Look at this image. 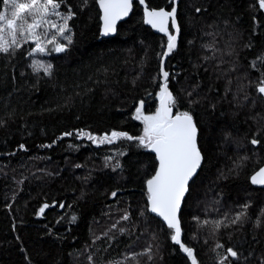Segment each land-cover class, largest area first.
Masks as SVG:
<instances>
[{"label":"trees","instance_id":"obj_1","mask_svg":"<svg viewBox=\"0 0 264 264\" xmlns=\"http://www.w3.org/2000/svg\"><path fill=\"white\" fill-rule=\"evenodd\" d=\"M81 2L66 0L76 16L70 21L73 42L64 53L48 51L29 58L26 54L34 44L27 42L14 58L0 54V121H5L0 126V264H28L25 255L31 264H89L90 255L94 264H134L131 254L141 253L149 243L153 259L141 256V264H190L166 235L152 239L161 221L150 214L147 222L139 216L146 203L144 181L155 168L149 150L133 145L126 157H119L121 172L112 169L115 157L105 167V157L126 146L119 141L97 147L73 135L40 147L75 129L96 134L115 129L138 136L143 124L133 119L135 107L143 101L142 112L148 115L158 105L159 83H153V77H158L157 53L167 37L144 25L142 10L134 3L116 35L98 41L97 4L89 0L81 11ZM170 3L146 0L156 9L170 10ZM177 5L181 31L165 70L170 76L178 74L169 80V90L179 97L180 111L188 110L186 93L198 85L192 99L200 103L191 111L203 155L179 214L182 242L194 247L199 264H216L217 243L245 256L250 250L259 255L264 252V229H254L252 221L264 208V189L252 187L249 177L264 163V131L257 135L259 145L252 146L250 140L264 129V98L255 92L254 83L249 84L259 78L253 61L264 55V10L258 0H179ZM195 7L202 11L196 13ZM47 37L67 44L51 30ZM32 59L53 64L51 76L42 70L34 73ZM241 156L249 157L245 166L230 172ZM117 189L118 196L112 198L110 193ZM54 200L64 208L53 206ZM44 203L50 207L37 216ZM245 203L251 220L239 230L222 228L212 236L210 225L198 228L193 219L218 220ZM125 209L131 219L119 226L128 231L121 235L113 230L115 240L109 242L103 233ZM72 215L77 220L69 223ZM95 237L100 238L94 243Z\"/></svg>","mask_w":264,"mask_h":264},{"label":"snow or ice","instance_id":"obj_2","mask_svg":"<svg viewBox=\"0 0 264 264\" xmlns=\"http://www.w3.org/2000/svg\"><path fill=\"white\" fill-rule=\"evenodd\" d=\"M99 5L101 21L100 33L102 36L115 33L117 31V21L127 17L133 10L135 0H95ZM139 5L143 6V19L146 25H150L156 31L163 33L167 37L166 48L162 47L157 53L159 59V74L158 77H153V83H159V91L156 92V99L159 101L156 110L152 114L145 115L142 112L143 101L135 107L133 119L139 120L143 124V131L140 135L135 136L127 131L111 130L102 134H96L85 129H75L74 131H64L60 136L56 137L49 145H40V147H51L57 141L64 137H72L76 139H87L97 147L101 145H114L117 141L125 144L122 149H117L112 156L105 157V167H108V162L115 157V163L112 165L113 171L120 170L123 172V165L119 157H126L128 149L133 145L137 148L149 150L155 154L154 174L144 181L146 188V203H144L139 211V216L147 222L148 214H155L159 217L162 224L160 225L159 233L154 232L153 240H157L159 235H166L174 245L179 246V251L183 253L190 264H199L194 247L182 242V222L179 213L182 211V201L186 198V193L191 189V184L195 180L198 170L202 166L203 155L198 146V125L195 122L194 115L191 111L195 104L200 103L198 99H192L196 94L195 89L198 85L193 86L192 91L186 93L185 99L188 104V110L180 111V99L169 90V80H175L176 75H171L165 70V58L169 57L174 50L177 49V34L181 31L178 24V5L177 0H171L170 9L166 10L161 7L159 9L149 8L146 0H138ZM89 0H82L80 4L81 11L88 6ZM259 9L264 10V0H258ZM66 9L62 11L61 9ZM202 9L195 7V12L200 13ZM76 16L71 6L66 4V0H0V54L10 57H15L18 53H23L22 44L31 42L30 52L26 55L30 58L33 54H45L48 51L55 53H64L67 45L72 41V28L70 21ZM55 18V19H53ZM255 20V17H254ZM170 24V28H169ZM171 29V30H170ZM50 30L55 36L63 37L67 44L60 43L56 40H49L48 43L53 47L48 49L44 38L50 34ZM192 42L189 41V44ZM251 45H245L250 47ZM206 47H212L207 45ZM215 51V49H213ZM147 51V50H146ZM227 54H231L229 51ZM144 57H142V60ZM209 59V57H205ZM259 62V64L257 63ZM33 72L43 71L44 76H51L53 64L32 59L29 65ZM252 67L259 72V78L256 81H251L249 86L255 84V92L259 97L264 98V55L258 56L256 61H253ZM241 91H244V86H241ZM249 95L246 93L244 99L247 100ZM176 109L173 114V110ZM5 121H0L2 126ZM264 129H258L250 140L252 146H257L260 141L257 139L259 132ZM228 139V135H225ZM20 150L25 149L24 144H19ZM249 160L248 156L238 157L233 163V168L230 172H237L241 167H244ZM80 167V165H76ZM251 184L264 185V166L260 167L250 177ZM17 183H21L18 181ZM119 190H113L110 193L112 198L118 196ZM63 209L64 203L53 201V206L57 205ZM50 207L49 204H42L36 211L37 216L45 213V210ZM71 205H69V208ZM250 205L248 203L240 205V210L234 213L225 212L223 217L218 220L200 221L198 217H193L197 221L198 228L202 225H210V234L216 236L223 229L234 228L239 230L245 223L251 220L249 213ZM207 212V210H206ZM219 214V210H217ZM131 216L127 209L123 210V215L120 220L116 221L111 227L103 233L109 242L115 240L114 235L110 233L115 230L123 235L128 230L125 227H120V221L128 222ZM77 220L76 215H72L69 223H74ZM253 223L254 229H264V208L260 209ZM167 229L165 233L164 229ZM227 235L231 238L232 233ZM100 237L94 238L98 240ZM196 239V234L193 235ZM19 239V237H17ZM255 240V237H253ZM157 251L160 248L159 244L155 245ZM151 243L141 252L132 253L131 259L134 264H141L139 257L147 256L148 261H152ZM219 250V251H218ZM21 251H24L21 248ZM216 252V264H264V252L259 255L255 250H250L245 256L244 253L233 246H225L217 243L213 249ZM25 260L31 264L30 258L25 255ZM127 259V258H126ZM89 264H94L93 256L88 257ZM109 264H121V262H109Z\"/></svg>","mask_w":264,"mask_h":264},{"label":"water","instance_id":"obj_3","mask_svg":"<svg viewBox=\"0 0 264 264\" xmlns=\"http://www.w3.org/2000/svg\"><path fill=\"white\" fill-rule=\"evenodd\" d=\"M178 1H179V0H177V4H178ZM135 2H136V3L138 4V6L141 8V10H142V14H143V6L139 5L138 0H135ZM97 6H98L99 14H100L99 5L97 4ZM170 10H171V9H170ZM131 13H132V11L129 13V15H128L127 17H124V18H122L120 21H117V28H118V25H119L120 23H123L124 21H126V20L130 17ZM99 21H100V19H99ZM143 22H144V19H143ZM100 24H101V21H100ZM144 25H145L146 27H148V28H149L154 34H156V35H160V36H164L163 33H160V32H158V31H156V30L153 29L150 25H146L145 23H144ZM169 28H170V24H169ZM99 29H100V27H99ZM170 30H171V29H170ZM116 33H117V31H116L115 33L109 34V35H107V36H102L101 33H100V30H99V38H98V40H100V39H107V38L114 37V36L116 35ZM177 37H179V33L177 34ZM177 44H178V39H177ZM166 45H167V43H166ZM166 45H165V48H166ZM170 56H171V55H170ZM170 56H169V57H170ZM167 59H168V57L165 58V63H166ZM140 102H141V101H140ZM140 102H139V105H140ZM158 103H159V101H158ZM143 105H144V103L142 104V107H143ZM173 114H174V111H173ZM149 152H150V151H149ZM150 153H151V152H150ZM151 154H152V155L154 156V158H155V154H154V153H151ZM202 164H203V161H202ZM262 166H264V163H263L260 167H262ZM260 167H259V168H260ZM259 168H258L256 171H258ZM200 169H201V167H200ZM200 169L198 170V173H199ZM153 174H154V173H153ZM253 174H254V173H252L251 175H253ZM251 175H250V177H251ZM196 176H197V175H196ZM250 177H249V184H250L252 187H254V188H259V189H264V185H253V184H251ZM145 190H146V188H145ZM186 195H187V193H186ZM183 202H184V200L182 201V205H183ZM179 214H180V213H179ZM150 215H151L152 217H154V218H156L157 220L160 221L159 217H155V214H151V213H150ZM161 223H162V221H161Z\"/></svg>","mask_w":264,"mask_h":264},{"label":"rangeland","instance_id":"obj_4","mask_svg":"<svg viewBox=\"0 0 264 264\" xmlns=\"http://www.w3.org/2000/svg\"><path fill=\"white\" fill-rule=\"evenodd\" d=\"M44 40H45V44H46V47L48 48L49 47V43H48V41L50 40L47 36L44 38ZM50 47H53V45H51ZM41 56V55H40ZM143 108H145V106L144 107H142V110H144ZM151 114V113H150Z\"/></svg>","mask_w":264,"mask_h":264},{"label":"bare ground","instance_id":"obj_5","mask_svg":"<svg viewBox=\"0 0 264 264\" xmlns=\"http://www.w3.org/2000/svg\"><path fill=\"white\" fill-rule=\"evenodd\" d=\"M136 3V2H135ZM97 4V3H96ZM98 7V6H97ZM98 38H99V35H98ZM99 41V40H98ZM150 214V213H149Z\"/></svg>","mask_w":264,"mask_h":264}]
</instances>
